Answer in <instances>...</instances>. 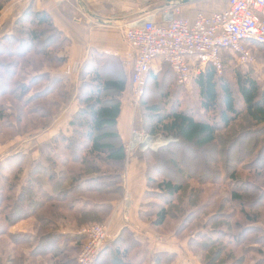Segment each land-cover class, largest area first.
Masks as SVG:
<instances>
[{
  "label": "trees",
  "instance_id": "16d2710c",
  "mask_svg": "<svg viewBox=\"0 0 264 264\" xmlns=\"http://www.w3.org/2000/svg\"><path fill=\"white\" fill-rule=\"evenodd\" d=\"M9 1L0 0V12ZM69 43L51 16L31 2L16 18L5 20L0 31V144L51 127L72 90L68 76L59 71L67 62ZM246 45L252 55L264 52V44ZM221 62L220 74L207 66L204 73L191 77L199 97L192 109L168 102L186 86L177 84L168 64L161 61L147 73L144 87L152 84L158 90L151 93L150 102L141 100L138 111L148 113L142 130L148 136L175 140L157 150H144L146 190L138 218L166 234L168 221L181 214L173 233L181 238L182 227H195L189 244L201 264H215L223 255L233 264H264V171L260 170L264 167L252 170L256 164L264 165V143L259 141L264 135V80L251 68L236 64L231 51L222 52ZM80 67L83 88L77 89L78 107L66 131L36 144V158L20 151L0 161V240L7 241L0 245V264H75L85 242L77 230L106 221L113 203L124 194L127 153L118 118L130 74L118 56L96 50ZM24 70L28 75H22ZM32 101L39 103L29 108ZM226 137L229 140L223 142ZM239 144L240 153L234 155ZM187 156L204 167L205 179L217 188L203 210L204 222L195 226L190 220L201 183L188 186L184 197V181L203 173L184 168ZM250 171L254 174L241 177ZM148 206L151 210H146ZM28 218L35 219L31 231L13 230ZM64 221L68 227L61 224ZM142 247L134 232L123 226L94 264H143L144 257L131 259L143 252ZM173 255L154 253L148 264H173Z\"/></svg>",
  "mask_w": 264,
  "mask_h": 264
},
{
  "label": "built area",
  "instance_id": "2783aa9c",
  "mask_svg": "<svg viewBox=\"0 0 264 264\" xmlns=\"http://www.w3.org/2000/svg\"><path fill=\"white\" fill-rule=\"evenodd\" d=\"M122 34L132 50L129 79L137 98L156 61L171 67L179 85L188 84L193 75L204 73L207 66L220 74L223 51L233 52L239 65H251L254 58L246 43L264 44V0H226L224 9L198 11L192 20L181 16L178 6L165 7L158 14L149 12L124 24ZM78 67V63H73L64 74L71 75ZM135 134L140 135L142 143L150 141L148 135L134 131L131 148L141 145L132 146ZM148 147L145 143L142 148ZM77 234L83 235L85 242L76 264H94L110 240L107 225L91 224L79 229Z\"/></svg>",
  "mask_w": 264,
  "mask_h": 264
},
{
  "label": "crops",
  "instance_id": "0c3cea01",
  "mask_svg": "<svg viewBox=\"0 0 264 264\" xmlns=\"http://www.w3.org/2000/svg\"><path fill=\"white\" fill-rule=\"evenodd\" d=\"M30 2L37 10L46 11L51 16L54 26L70 42L66 49L67 62L60 68V72L73 63L81 65L88 59L92 50L118 56L125 69L129 71L133 56L132 50L122 34L124 24L149 12L158 14L165 7H180V15L188 20H192L198 11H220L226 7V0H190L186 4H177L175 1L169 5H166L164 0H10L0 12V31L5 20L16 18ZM158 63L159 61H156L152 68L155 69ZM130 106V100L122 101L118 118V130L124 141L130 137V125L133 118ZM74 111L75 109L67 113V117H60L48 129L47 138H43L40 142L49 139L58 132L66 131L67 123ZM128 159L126 189L131 204L113 203L112 212L106 219L112 235L114 234L113 230L124 226L122 222L123 207L127 208L132 224L138 228L146 227L137 217V206L145 186L144 159L139 153Z\"/></svg>",
  "mask_w": 264,
  "mask_h": 264
},
{
  "label": "rangeland",
  "instance_id": "374dc122",
  "mask_svg": "<svg viewBox=\"0 0 264 264\" xmlns=\"http://www.w3.org/2000/svg\"><path fill=\"white\" fill-rule=\"evenodd\" d=\"M2 29V28H1ZM254 62L251 63V65H248L247 68H251L252 73L254 75H256L259 80L263 81L264 80V52L261 51L260 53H256L254 51ZM14 59H6L5 62L7 61H12ZM237 64V62H236ZM81 65L79 64L78 69H76L71 75H66L68 76V80L70 82V89L71 92L69 93V97L66 100L65 104L63 105V108L60 110V112L56 115V118H52V125L55 124V122L60 119V117H67V113L71 112V110L75 109L76 111V107H78V101H77V89L80 88V86H82L81 82L78 80L79 75H80V71H81ZM241 66V65H239ZM242 68H244L243 66H241ZM66 68L62 69V72L64 73ZM56 70H52V72H54ZM61 71V70H59ZM130 71H127L128 74H130ZM23 76L28 75L27 72L24 70L22 73ZM65 75V74H64ZM90 80V78L88 79ZM83 88V86H82ZM157 88H155L152 84H150L148 87H144L141 90V94L139 95V97L135 98L133 93H132V87L131 84L129 83V85L127 86V88L125 89V91L121 94L120 99H121V104L122 101L124 102V100L128 99L130 100L131 103V110H132V124L130 125V137L128 140H125V149H126V153H127V158L124 164V174H123V196L120 200L116 201L117 204H124V203H130V196L128 193V190L126 189V164H127V159L130 158L131 156L139 153L142 158L144 159V150L145 148H142L144 146L141 145H137L136 147L131 148L130 147V142L132 140L133 137V132L136 131L138 133H141L142 135H147L146 133H144V131L142 130L143 125L148 122V119L146 117H144L145 115H148V113H146V111L141 110L138 111L140 109V103L141 100L143 98V100L146 101H151L153 100V95L154 92H157ZM152 93V94H151ZM51 98V97H50ZM47 99V98H46ZM169 103H173L175 105H177L179 108H195L198 105V101H199V97H198V91L196 89V87L194 86V84H192V82L186 84V86L181 87L178 89L177 91V95L174 97H170L168 99ZM39 103V102H35L32 101L28 106L29 108H34V106ZM167 107H169V104L167 105ZM74 111V112H75ZM150 115V114H149ZM134 116H135V121L136 123L134 124ZM60 121V120H59ZM237 126V125H236ZM235 126V127H236ZM50 127V128H51ZM48 128V129H50ZM48 129L46 130H32L26 134H22V135H17L15 136L13 139L8 140L7 142L0 144V161H2L3 159H5L10 153L12 152H28V154L33 157L36 158L38 156V152L36 150H33V148L36 146V144L40 143V140H42L43 138H47V132ZM52 131V130H50ZM43 136V137H42ZM156 137V140H160L158 146H154V147H148L147 149H151V150H157L159 147L164 146L169 144L170 142H173L175 139L172 138L171 136H162V135H157L154 136ZM229 140V138H225L223 142H227ZM259 141L262 143H264V135L260 137ZM242 143V142H240ZM224 148H221L220 151H224L225 149V145L223 144ZM238 148V149H237ZM240 149V144L237 147H234L235 153L234 155H238V153H240V151H238ZM222 157L224 156V152H222L220 154ZM188 160L185 159V163L182 164L184 166L185 169L188 170V172H191V169L195 168L196 172H202L203 175L202 176H197V175H189L188 179H186V181H184V184L186 182V187H185V192L183 193V196L187 197L189 190L188 188L190 187H194V185L197 183L196 181H200V186H201V192L199 193V195L197 194L196 198H197V204H195V206L193 207L192 211L194 212V216H192V219L190 220L191 224H193V226L201 224L202 222H204V215H203V210L205 208V206L208 204V202L211 201V198L213 197V190L217 188H215L212 183L210 185V183H208L207 179H205L206 177H208L206 175V170L203 168H201V164H197L194 163L193 161H189L190 160V156H187ZM129 160V159H128ZM226 164H219V167H226ZM264 167V165H258L256 164L254 166V172L256 170H258L259 168ZM110 171V169H108ZM262 171H264L263 169H260ZM253 172H242V178H247L249 177V174H252ZM254 174V173H253ZM163 177H167V175L164 173ZM190 186V187H188ZM195 186H199V184L195 185ZM221 188V187H220ZM222 190H224V188H221ZM146 190V186H144V191ZM144 191L142 193V196L144 194ZM223 192V191H222ZM141 196V199H142ZM151 199H148V201ZM127 204V207H129ZM199 204V205H198ZM134 205V204H133ZM123 206V205H122ZM140 207V202L139 205L137 206V208L139 209ZM146 210H151L149 208V206L146 208ZM264 210V209H263ZM123 212V216H122V222L124 224V226H127L130 230H132V232H134L135 237L137 238V240L140 241V243H143L142 250L143 252L140 250V252H138V256L137 257H133L131 258L132 261H136L138 260V258H142L143 259V264H148L150 259H149V255L151 256L154 253L157 252H161V251H167L169 253H173V258H174V262L173 264H201V260L200 258L193 252V250L190 247L189 244V240L190 237L193 236V230L195 229V227H192L188 230H183L185 229L184 227H182V233H181V238L175 236V234L173 233V228L177 225V221L179 219H181V214H179L178 217L176 218H172L168 221L166 227L164 228L165 230L168 229L170 232L166 233V234H159L157 232H155L147 223H144L146 225V227L143 228H138L136 227L135 224L131 223V219H130V215L127 211V208L122 209ZM207 211H205L206 213ZM127 213V214H126ZM264 214V213H263ZM198 218H195L197 217ZM137 217H138V211H137ZM35 221L34 218H28V219H24L22 221H20L19 223H17L13 230H23V231H31L32 230V223ZM92 224H105L107 225L106 221L103 222H99L96 221L95 223L90 222ZM90 223H88L89 225H91ZM61 224H64L65 227H68L69 223L68 222H61ZM86 224V226H89ZM83 226V227H86ZM200 226V225H199ZM199 226H197L196 228H198ZM81 227V228H83ZM79 228V229H81ZM108 228V225H107ZM164 229H161V231H163ZM121 230V227L118 230H113V235L110 233L109 228H108V233L110 236V240L114 239L117 234H119ZM78 231V230H77ZM184 231V232H183ZM137 232L138 234L136 235ZM142 239V242H141ZM191 241V240H190ZM6 238H2L0 240V245H4V243H6ZM7 248H10V246H6ZM79 252V251H78ZM1 253V252H0ZM78 254V253H77ZM77 254H76V258H77ZM220 259L218 260L217 263L215 264H220V263H224L226 262V264H233V262L229 261L228 257H226L225 255L219 257ZM252 258V257H251ZM76 264V262H75Z\"/></svg>",
  "mask_w": 264,
  "mask_h": 264
},
{
  "label": "bare ground",
  "instance_id": "6f19581e",
  "mask_svg": "<svg viewBox=\"0 0 264 264\" xmlns=\"http://www.w3.org/2000/svg\"><path fill=\"white\" fill-rule=\"evenodd\" d=\"M159 141L160 140L158 139V140H154V141L150 140V141H146V142L142 143V138L140 137V135L139 134H135L134 135V140L132 141V146H134L136 144H139V143H141V145L144 146V144L146 143V144H148V146L154 147L156 145L158 146V144L160 143Z\"/></svg>",
  "mask_w": 264,
  "mask_h": 264
},
{
  "label": "water",
  "instance_id": "95a60500",
  "mask_svg": "<svg viewBox=\"0 0 264 264\" xmlns=\"http://www.w3.org/2000/svg\"><path fill=\"white\" fill-rule=\"evenodd\" d=\"M164 1H165L166 5H169V4H171L172 2H175V1H177V4H186V3H188L190 0H164ZM147 139H148V140H155L156 137L148 136Z\"/></svg>",
  "mask_w": 264,
  "mask_h": 264
}]
</instances>
